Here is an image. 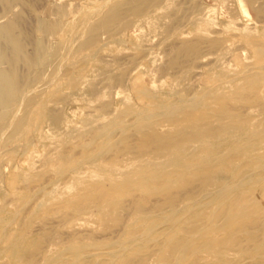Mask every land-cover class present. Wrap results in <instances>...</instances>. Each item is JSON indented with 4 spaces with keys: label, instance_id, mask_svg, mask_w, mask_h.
I'll list each match as a JSON object with an SVG mask.
<instances>
[{
    "label": "rangeland",
    "instance_id": "obj_1",
    "mask_svg": "<svg viewBox=\"0 0 264 264\" xmlns=\"http://www.w3.org/2000/svg\"><path fill=\"white\" fill-rule=\"evenodd\" d=\"M116 3L126 15L138 0H0V24L14 23L22 40L24 61L16 70L28 97L47 93L41 132L30 130L16 147L5 141L27 100L0 129V163L15 149L27 156L12 182L0 179V248L10 246L0 264H264V0H160L147 8L152 23L143 17L135 32L105 41L102 61L65 56L60 71L74 78L49 75L28 87L34 72L25 62L45 37L40 23H74L90 4L95 23ZM142 71L148 77L135 82ZM181 82L188 83L186 97L208 98L180 108L169 122L178 126L186 113L205 111L206 119L188 127L206 121L208 135H217L205 145L193 132L190 149L205 145L202 156L187 165L160 158L170 126L158 124L161 139L151 137L154 125L135 126V114L110 140L97 135L101 110L114 115L138 101L135 84L142 94L171 88L178 95ZM232 119L238 132L223 139V121ZM136 174L148 177V188L136 186ZM73 246L82 251L70 259Z\"/></svg>",
    "mask_w": 264,
    "mask_h": 264
},
{
    "label": "bare ground",
    "instance_id": "obj_2",
    "mask_svg": "<svg viewBox=\"0 0 264 264\" xmlns=\"http://www.w3.org/2000/svg\"><path fill=\"white\" fill-rule=\"evenodd\" d=\"M159 1L160 0H138V5L131 8L126 15L122 14L121 9L118 8L119 3H116L114 7H112L107 12H105L101 16L100 19L98 18V20L95 23L93 20L97 19V17L99 16H97L98 11L96 10L93 4L92 5L90 4L86 8V11L74 23H69L61 19L51 21L50 23H47V22L40 23L39 29L45 33V37L42 40H38L37 42L38 49L36 53L33 56L32 55L29 56L25 62L26 65L28 66V69L34 72V76L31 75L33 76L32 77L33 79H31L30 77L31 80L29 81L28 87L30 88L31 85L45 82V80L49 77V75H52L53 78L55 77L58 78L60 81L68 80V79H71L72 77L74 78V76H69L70 74L62 73V71H60L61 65L64 63L65 56L70 57L71 55H74V54H78V55L83 54L85 55V59L88 65L89 63L91 65L95 63L96 61H102V56L104 55V52H107L106 51L107 49L104 47H107L108 41L113 42V40L115 39V36L116 37L118 36V33L121 32L122 34V31L125 32L126 29H128V31L129 29H131L132 32H135L137 30V29L135 30V28L141 27L139 22L142 21L141 19L143 17L149 18L151 23L152 21H154V18H155L154 15H152L151 12L147 10V8L149 7V5L158 6ZM66 15L67 14L63 11L59 16L63 17ZM122 15H124L125 17L124 20L121 23L115 24L116 19ZM66 34L68 35V38H69L68 42L64 44H59L58 42L59 40L57 41L59 36L66 35ZM21 41L16 36V26L14 23L5 22V23L0 24V120L1 121L3 120L2 122H0V129L5 127V124L8 121L6 118H8V116L11 118V116L15 115L14 113L17 110L21 109V106L26 102V100L29 103V104H24L23 110H25V112L22 114V116H20L19 118L13 119L14 121L12 125L10 123L11 130L5 141L7 145H10L12 147L18 146L21 140L26 137V135L29 133L30 130H33L34 128H36L35 130L37 132L42 128L41 119L44 116V111H43L44 103L47 101V93L45 92L31 95L30 97H28V91L25 90L24 88L25 80L22 79L21 75L16 70V65L18 64V62L24 61L23 60V54H24L23 45ZM105 41L107 44L105 43ZM131 47L133 50H134V47L139 48L138 45L134 47L131 46ZM5 64H7V66L3 67V65ZM32 71L31 73L33 74ZM84 71L86 70L80 69L78 77L84 76L85 74ZM146 72H143V71L139 72L140 74H138L134 78L135 82L143 83L145 77H148V74L146 76ZM105 74H108V73H105ZM151 75L152 74H150V76ZM120 82L121 83L125 82V80L120 81ZM151 83H149L151 86L149 85L146 88L147 90L148 89L151 90L150 87L155 86ZM185 83L188 85L187 82ZM185 83L182 84L181 82L182 84L181 93L178 95H175L173 92V89L171 88H167L157 93L149 92L146 94L145 92V94L143 93L144 94L143 95L139 91V87H137L135 84L134 93L137 94L138 101H134V102L132 101L131 103L127 102V105H123L124 106L123 109L121 108L122 110L115 112L114 115H111L112 112L111 113L108 112L107 114L106 111H105L106 113L105 114L103 113V110H101L100 121L102 122V125L99 128L97 135L100 137H103L105 141L110 140L112 138V134L114 133V131H116L117 128L119 129L121 128L122 130L126 129L127 117L131 114H135V119H134V121L136 120L135 126L141 125V124H152L155 127V124H156V127H155L156 129H153L154 127L151 128V131L153 130L152 131L153 134L151 133V137L152 135L159 132V130L157 132H155L154 130H157L158 128L160 129L161 126H165V125L170 126L169 129L171 130L169 132L170 133L169 137L168 138L166 137L167 140H165V138L163 139L167 142L163 144V147H161V151H159L160 148L157 149L159 151L158 153H160V158L164 157L165 159H170L171 156H173L177 163H180V164L186 163L187 165L189 159L196 157V156H202V154L206 152L205 145L208 143L209 140L217 137V135H208L207 127L209 124H207L206 121L201 122L198 126H195L194 128H188L192 123H194L197 117H200L201 119H206L208 116H206L205 111H202L200 114L197 112L186 113L184 115L185 123L178 125V126L175 125L174 121L169 122L170 119H175L173 115L179 112L178 110L180 108H183L188 105H196V104L204 105L206 99L208 98L207 94L201 95L202 93H199L197 96H194V98L193 97L188 98L189 95L188 97H186L185 94L187 93L188 86H186ZM133 84H134V80H133ZM181 84L179 86H181ZM90 89H92V87ZM96 91L92 89L90 93L91 92L92 94L93 92L98 93ZM25 92H27V94H24L25 97L23 96V99H22V95ZM121 93L120 92L118 93V96L122 97V98H119L120 101H122L121 99H124L125 97L123 93H122L123 96L122 95L120 96ZM94 96L95 95H93V97ZM95 97H98V96L96 95ZM104 107L105 108L103 109L106 110V106ZM34 113L38 114L36 118H33ZM107 115H110V116H107ZM157 125L159 126L158 128H157ZM223 125L225 128H228L227 133H225V131L222 132L223 139L227 138L229 133L235 134L236 132H238V127L235 125L234 119L223 121ZM193 132L194 134H199L201 138V141H200L201 143L206 142L205 145H203V148L200 147L199 150L196 148L198 151H192L190 149L191 146H193V140L191 141V139L193 138ZM185 133L187 135H185L183 139L179 138V136ZM160 135L161 134L159 133L157 135L159 136V139H161ZM153 138H158V137L153 136ZM159 139H158V142L163 141ZM24 152H25L24 150L19 151L15 149L9 153L8 160H5L4 162L0 163V179L3 177V178H6V180H8V183L12 182V177L16 170L15 168H17V166H19L20 163L24 165L26 164V162L24 161L26 160L25 158L27 156H26V152L25 153ZM101 153L99 152L95 154L93 159H90V160L94 161L96 158H98L97 155ZM154 153H155L154 157L151 156L153 160L158 158V156L156 155H159V154H156L157 152H155V150L154 152H152V154ZM107 169L108 168L105 169V172H107L106 171ZM201 169L203 168L201 167ZM151 174H155V172ZM100 175L104 176L105 173L103 174V172H101ZM179 175L180 174H178L177 177ZM132 176L137 181L136 182L137 187L143 188V189L149 187L148 182H147L148 180H146L148 178L147 176H144L142 174H136ZM131 182L129 185L132 186ZM224 192H225L224 190L221 191L218 194L219 197H221L224 194ZM171 219H173V214L171 216ZM0 222L3 223L2 220H0ZM153 223H154L153 220H151V226ZM148 231L150 232L151 230L149 229ZM10 234L11 232L4 235V239L7 238ZM127 238H129L131 241V240H134L136 236L133 234H130L129 236H127ZM2 240H0V242ZM122 243H123V240H122ZM76 246L71 247V249L73 248L72 251H74L73 252L74 254L70 259L72 258L75 259L76 257L80 255L79 252L82 251L80 247L78 248ZM9 248L10 246L8 247L6 246V248H0V252H2L3 249H9ZM115 256H118V254H116Z\"/></svg>",
    "mask_w": 264,
    "mask_h": 264
}]
</instances>
